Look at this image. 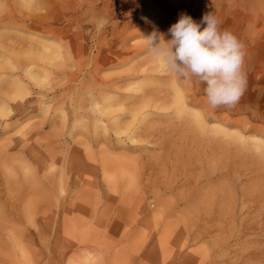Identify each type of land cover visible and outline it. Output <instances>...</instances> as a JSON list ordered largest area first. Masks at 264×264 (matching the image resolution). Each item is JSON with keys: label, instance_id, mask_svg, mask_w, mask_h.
Wrapping results in <instances>:
<instances>
[{"label": "rangeland", "instance_id": "374dc122", "mask_svg": "<svg viewBox=\"0 0 264 264\" xmlns=\"http://www.w3.org/2000/svg\"><path fill=\"white\" fill-rule=\"evenodd\" d=\"M207 11L231 108L144 38ZM0 264H264V0H0Z\"/></svg>", "mask_w": 264, "mask_h": 264}, {"label": "clouds", "instance_id": "9594fccd", "mask_svg": "<svg viewBox=\"0 0 264 264\" xmlns=\"http://www.w3.org/2000/svg\"><path fill=\"white\" fill-rule=\"evenodd\" d=\"M212 13L199 22L181 13L165 34L154 29L147 37L148 53L166 71L190 85L195 78L205 85L208 105L234 107L247 88L244 44L231 31L222 29Z\"/></svg>", "mask_w": 264, "mask_h": 264}, {"label": "bare ground", "instance_id": "6f19581e", "mask_svg": "<svg viewBox=\"0 0 264 264\" xmlns=\"http://www.w3.org/2000/svg\"><path fill=\"white\" fill-rule=\"evenodd\" d=\"M208 1H209V0H208ZM209 5H210V4H209ZM207 12H208V11H207ZM13 15H14V14H13ZM10 16H11V15H10ZM2 17H4V16H2ZM5 17H6V16H5ZM12 17H13V16H12ZM19 17H20V16H19ZM22 17H23V16H22ZM9 18H10V17H9ZM13 18H14V17H13ZM32 18H33V17H32ZM35 18H36V17H35ZM1 19H2V18H1ZM10 19H11V18H10ZM15 19H16V18H15ZM5 20H6V18H5ZM176 78H177V77H176ZM176 78H175V79H176ZM146 97H147V96H146ZM133 99H135L136 102L140 101V103H141V102H142V103H143V102L147 103V102H146V99H147V98L145 99V96H142V97L139 96V97H135V98H133ZM147 101H148V100H147ZM149 102H150V101H149ZM149 102H148V103H149ZM178 104L180 105V107L183 106V100H182V98H181L180 96H179V98H178ZM141 105H142V104H141ZM146 105H148V104H146ZM136 108H137V107H136ZM138 108H139V106H138ZM142 108H143V107H142ZM182 108H183V107H182ZM139 112H140V110L138 111V109H137V113H136V114L138 115ZM136 114H135V116H136ZM116 127H117V126H116ZM119 130H120V129H119ZM137 133H138V132H136V133L134 132V134H137ZM95 176H96V175H95Z\"/></svg>", "mask_w": 264, "mask_h": 264}]
</instances>
